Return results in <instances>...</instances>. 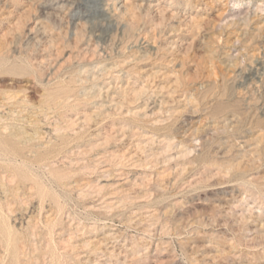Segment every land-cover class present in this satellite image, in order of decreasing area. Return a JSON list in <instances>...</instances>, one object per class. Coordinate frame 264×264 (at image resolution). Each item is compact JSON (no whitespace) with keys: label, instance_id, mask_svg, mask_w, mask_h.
Instances as JSON below:
<instances>
[{"label":"rangeland","instance_id":"1","mask_svg":"<svg viewBox=\"0 0 264 264\" xmlns=\"http://www.w3.org/2000/svg\"><path fill=\"white\" fill-rule=\"evenodd\" d=\"M0 264H264V0H0Z\"/></svg>","mask_w":264,"mask_h":264},{"label":"bare ground","instance_id":"2","mask_svg":"<svg viewBox=\"0 0 264 264\" xmlns=\"http://www.w3.org/2000/svg\"><path fill=\"white\" fill-rule=\"evenodd\" d=\"M120 6H118V9H119ZM245 77V76H244ZM242 83H244V79L242 80Z\"/></svg>","mask_w":264,"mask_h":264}]
</instances>
